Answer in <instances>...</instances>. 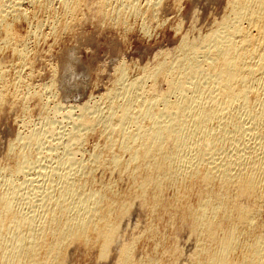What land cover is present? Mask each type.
I'll list each match as a JSON object with an SVG mask.
<instances>
[{"label":"bare ground","instance_id":"1","mask_svg":"<svg viewBox=\"0 0 264 264\" xmlns=\"http://www.w3.org/2000/svg\"><path fill=\"white\" fill-rule=\"evenodd\" d=\"M85 1L62 0L63 14L71 17L70 20L76 19ZM149 1L153 2L146 1L148 5L151 4V7H147L157 9L159 2ZM26 3H29V7L43 3L49 9L53 0H0V50L10 47L13 50L11 53L14 52L15 57L22 61V70L27 66L23 62L33 61H29L28 48L25 47V40L29 38L19 37L11 17L17 21L16 18L26 17V12L32 11L31 8L25 11ZM96 3L97 7L92 9L95 16L105 14L118 21L124 18L125 21L127 15L146 14L141 0H98ZM227 3V13L220 20L213 21L215 26L209 32L197 36L192 34L193 37L184 34L177 51L164 54L162 59L155 64L153 62L148 69L145 67L147 70L144 69L145 72L136 75V78L127 81L126 66L118 67V76L115 74L117 79L105 95L108 101L105 112L97 105L95 108L84 105L77 117H72L73 112L68 108L72 116L66 118H73L74 127L65 135L66 145L60 140L64 144L65 157L58 160L56 165H51L48 171L41 162L49 158L54 147H51V143V146L43 145L44 132L39 129L41 131L18 133L16 141L10 144L11 149H7L17 150L14 164L8 167L0 165V171L5 172L4 181L0 182V264H66L71 256L67 257V254L72 251L68 249L74 242L85 243L84 246L89 248L98 247L97 252L102 258L108 257L110 248L116 246L119 251L115 259L117 264H166V258L170 260L167 264H264V0H229ZM43 5L37 7L42 8ZM92 5L86 3L85 7ZM55 11L52 10L50 15ZM66 16L64 18L62 15L68 22ZM143 16L140 15V18ZM153 16L156 17V13ZM39 18L35 20L38 22ZM98 19L102 21V18ZM127 21L129 23V18ZM71 24L65 22L63 30L66 31ZM35 28L37 35L39 26ZM51 30L54 31V27L51 26ZM9 68L7 64H0L2 109L11 94L14 98L23 93L21 86L14 82L17 87L14 85L15 91L10 93L13 80H9ZM28 70L30 73L33 71ZM27 76L23 77L27 79ZM26 79L22 86L28 84ZM162 80L166 81L167 87L165 90L158 88V91L156 84ZM18 88L21 91L17 94ZM27 89L25 91H29ZM25 97L26 100L30 96ZM35 97L34 102L38 99L43 106L40 94H34ZM26 103L29 105V102ZM26 103L23 104L24 109H27ZM13 104L16 101L12 100ZM92 107L94 110H91ZM95 129L99 130L104 142L92 157L89 156L92 160L86 157L99 167H111L117 173L114 176L127 175V193L121 197L113 181L109 184L112 187L107 190L98 187L89 189L90 186L87 189L88 182L93 179L94 168L90 163L86 164L84 155L83 159L79 155L84 151L81 145L86 140V134ZM36 167L39 168L36 170L39 176L38 173L35 174L37 177L30 176V170ZM167 188L174 189L170 202L173 216L183 226H189L188 230L190 228L197 239L193 254L188 252L189 249L186 251L190 254L188 259L180 252L179 242L178 246L173 243L175 246L172 248L158 251L163 244V236L157 232L159 226H156L154 218L144 231H138L137 236L134 233L130 239L120 238V222L126 220L133 206L139 205L142 208L139 210H146L150 214L157 212L165 200ZM173 222L174 219L167 224L173 227ZM126 223H132V226L139 224ZM133 229L136 232L138 228ZM145 234L156 240V252L138 257L141 250L136 253V244Z\"/></svg>","mask_w":264,"mask_h":264},{"label":"rangeland","instance_id":"2","mask_svg":"<svg viewBox=\"0 0 264 264\" xmlns=\"http://www.w3.org/2000/svg\"><path fill=\"white\" fill-rule=\"evenodd\" d=\"M88 1H90V2H88ZM88 1L86 0L85 3L82 4L81 7L83 9L80 7L81 11L79 10V12H78L79 14L77 15L78 17L76 16L75 17L76 19H74V20H70V19H72L71 17L63 14V12H62L63 11L62 10L63 9L62 0H59V1L53 0L51 7L52 8L55 7V8H53V9L49 8L50 11H49V9L44 7L43 3H42V5H43L42 8H40L42 6L40 3H38V4L36 3L33 6L30 3L31 7H29L30 6L29 3H26L25 5L27 7L24 5L25 11H27V8H28V11L30 10V8L32 9V11L30 10L29 12H26L27 13L26 17L24 16L25 18L24 17H22V19L16 18L19 20V21H17L14 19V17H11L12 23L15 22V23H13L14 30L18 31L16 33L19 34V37L22 36L25 39L29 38V39L25 40V42H26L25 47H26V49L28 48V50H30V53L27 50V53L29 55L28 56L29 61L32 59H33V61H30L31 63L30 62L28 63V61L26 63L23 62V65L25 64L27 66H24L23 70H22V68H21L22 65H20V64H22L21 63L22 61H20L18 57H15L16 55L14 54V52L11 53V51H13V50L10 47H3L0 50V60H1L0 64H2V63L4 65L7 64V66L10 67L9 71L7 73L11 77H9L7 75L10 78V79L9 78L8 79L11 81L13 80L12 83L13 82L16 83L17 86L19 85L18 87L21 86L22 89L18 88L19 90L17 89V94L21 90L23 91V93L20 92L23 95V97L19 93L18 95L15 96L16 98L15 97L13 98L12 94H11V96L8 97L9 98L8 102L10 100H11V102L10 103L7 102V104L3 106V109L0 108V165L2 167H8L11 164H14L15 154L17 153V150L14 148L13 151H8L9 150L8 148L11 149L10 144L13 143L14 141H16V138L18 137L19 134H21V132L22 133L23 132L24 133H31V131L33 132L34 130L41 129L45 134L44 135L42 133L43 139H45V140H43V142L45 141L43 145L44 146L45 145L51 146V144H52L53 146H51V147H54L53 148L54 150L52 151L53 153H51V155H50L51 157L49 156V158H47L48 162H47V160H42V162H41L42 165L44 166V168L48 171L50 169L51 165H53V164L56 165V163L59 162L58 160H60L62 157H65L64 146H62L64 144H62V143H65V141L67 143V140H66L67 138L65 135H66V133H68L69 130H71V127L72 128L74 127L73 120H72L73 118H70V117H68L70 119L66 118L67 116H72V114L70 115V111L73 112L72 117H75L76 115H78L80 113V110L82 107H84V105L85 106L88 105L90 107L91 106L96 107V105H97V107L101 108L100 110L105 112L107 107H108L107 96L105 97V95L108 93V91L114 85L115 80L117 79L115 74L118 76L117 71L120 67L126 66L125 68L127 69V73H126L127 75H126L125 79L127 81L136 78L137 77L136 75L142 74L144 69L146 71L148 69V67H151L153 65V62L155 64L156 62L159 61L158 59H162L164 54H169V52L174 53L175 51H177L176 49H178V46L180 45V43L182 41L181 37L183 38L185 35H188V37H193V35L197 36L198 34H203V33L209 32L215 26V22H213V21H215L216 19H217V21L220 20V18H222L227 13L226 12V11H228V3L227 2H229V0H180V1H178V0H176V1L175 0H156V2L158 1L159 4L157 5V9L156 8L154 9V8H148V7H151L150 5L152 4L153 1L151 2L149 0H141V5L145 8L144 12L146 14L144 15V13H143L144 16L142 14H140V15L143 16L144 18L143 17L140 18V15L137 16V14H134V15L131 14V15H127L126 16L127 18L125 17L126 22L124 21V18L122 20L119 19V21H120L119 22L117 18L115 19L112 16H110L111 17L110 18L109 15L104 14V16H103V14H100V15L97 14L98 16L97 15L95 16L96 13L95 12L93 13V10L97 7L96 2L98 0H96V2H94V3H93V0H88ZM91 1H92V3H91ZM142 1H143V3H142ZM146 1L150 2L151 4L148 5L149 3L147 4ZM144 2H146V3H144ZM86 3L88 5L93 4L94 6L93 5L91 7L86 6L88 9V10H86L85 9ZM226 3H227V5H226ZM39 5H40V7H37ZM60 5H62V6H60ZM83 5H84V7H83ZM145 5H146V7H145ZM35 6L39 10L40 9H43V10H41L39 12V10ZM61 7H62V9H61ZM146 8H147V10H146ZM36 9H37V11H36ZM44 9H46V10H44ZM54 9L57 11H55ZM60 9H61L60 12L63 15V17L66 16V20L69 19V21L72 23L71 26L66 28L67 29L66 31H65V29L63 30V24L66 22L68 25H70V22L65 21V19H64L65 17L63 18L62 15L59 14ZM33 10H35L36 13L37 12H39V13L36 14ZM52 10L55 12L50 15ZM91 10H92V12H91ZM156 10H158V12H156ZM47 11H48V13H47ZM88 11L90 12L91 16L89 15ZM30 12L34 17V20H33V17H31ZM87 12H88V14H87ZM154 12L157 15L156 17L153 16V15H155ZM48 14L50 16H48ZM58 14H59V16H61V19H62L61 24L59 22L61 19L58 16ZM45 15H46V20H44ZM132 15H133V17L134 16L135 17L137 16V17L136 18L134 17V20H133ZM51 16H54V17H51ZM80 16H82L80 18L81 22L79 20ZM105 16H108L109 18L105 17ZM147 16L148 17L153 16V17H151L152 19H150ZM38 17H40L41 19L39 18L38 22H37L35 19H37ZM49 17L51 19H55V20H53L54 22ZM99 17L102 18V21H101V19H98ZM27 18H28V20H27ZM30 18H31V21L29 20ZM94 18H96V20ZM128 18H129V23L127 21ZM24 19H26V20H24ZM47 19H48V21H47ZM39 20H41L43 22V23L41 22L43 25L41 23H39L40 22ZM28 21H30L31 23ZM63 21H65V22H63ZM72 21L75 22L74 25H73ZM77 21H78V23H77ZM109 21H111L112 24L109 23ZM114 21H116L117 23ZM34 22H35V24H34ZM56 22H59V24ZM36 23H38V24L36 25ZM126 24L130 25L131 28H129L130 26L128 27V29L125 28V26L127 27ZM50 25L52 27H54V31L51 30ZM55 25H56V28L59 25L58 28L60 27L61 29L59 28V31H58L57 30L58 28L56 29ZM72 25H73V27H72ZM193 25H195V26H193ZM34 26L35 27L39 26V29H38L39 32L37 33V35L35 34L36 33L35 29H37V28H35ZM191 26H192V28H191ZM72 28H74V29H72ZM31 29H33L34 31ZM40 29H42V30L40 31ZM43 29H44V31H43ZM68 29H69V31H68ZM195 29L196 30L198 29V30L196 31ZM30 30H31V34H30ZM188 30H189V32H188ZM199 30H200V32H198ZM55 31H58V32L55 33ZM194 32L195 33L197 32V34H195ZM28 34H29V36L27 37ZM32 34H35L36 36L32 35ZM41 34H42V36H41ZM53 34H55V35H53ZM57 35H58V37H57ZM33 36H34V38H33ZM38 36H39V39H36V38H38ZM161 52H163V53L161 54ZM31 53H32V56H31ZM156 55H158V58ZM4 60H6V61H4ZM9 60H10V62H8ZM32 62H34V63H32ZM15 64L18 66H16ZM13 65H15V66H13ZM28 65H29V67L31 66V68H29ZM14 67L17 69H15ZM19 67H20V70L18 69ZM11 68H14L16 71L14 69H11ZM24 68H26V69H24ZM27 68L30 69V71H32V70L33 71L30 73ZM25 70H27V71H25ZM10 71H11V73H9ZM22 72L25 76L29 75V77L27 76V79H26V77H23L24 75L21 74ZM14 73L16 74L17 78L15 77ZM17 73H19V75ZM12 77H13V79H12ZM14 77H15V80H14ZM16 79H17V82H18V80L22 81V82L17 83ZM25 79H26L28 84L26 83L27 84V85L25 84L26 86H24V85L22 86L21 83L24 84ZM52 79H54V81ZM50 81H51V83H54L53 85L55 87H53V85L50 83ZM14 83L11 85L13 88L10 86V88H11L10 93H13V91H15V89H14L15 84ZM159 83H160V85H158ZM28 85H30V86L28 87ZM156 85H157V90H158V88H159V90H165L167 87L166 81H164V80H162L161 82L159 81ZM110 86H111V88H110ZM24 87H26V88H24ZM23 88H24V90H23ZM27 88H29V89H27ZM26 89L29 91H25ZM33 93L34 94H36V93L40 94L41 99H43L41 101L43 106L40 105L41 103L38 102L39 101L38 99H37V101L34 102V100H36V97L34 98ZM24 96H26V97L30 96L29 97L30 99L27 98L25 100ZM10 97H12L13 99ZM20 97L24 99V103L22 102L23 99H21ZM12 100H13V102L16 101V104H13L14 106L12 105ZM20 101L23 104H25L26 102H29V105L26 103V105L29 107L26 106L27 109H24L23 104H21ZM44 102L47 105L44 106ZM36 103L39 104V107H38V105H36ZM8 104H11L12 106L8 105ZM14 107H15V109H14ZM44 107H46L47 111L45 110ZM52 107L57 108V109L53 110L54 108H52ZM93 107L91 110H94ZM38 108L42 109L43 111L38 109ZM68 108L70 111H68ZM23 109L25 111L26 110H28V111H26V113H25V111ZM22 111H23V113H21ZM78 111H79V113H78ZM27 112H30V113H27ZM42 112L43 113L47 112V114L44 113V115H43ZM24 113H25V116L23 115ZM26 114L29 116H27ZM40 114H42V115H40ZM42 116H44V117H42ZM46 118H48V119H46ZM49 118H50V120H49ZM53 119H55V120H53ZM51 121H53L52 124H51ZM24 123H27V124H24ZM43 127L46 129L48 128V129L47 130L42 129ZM41 130H39V131H41ZM60 131H61V133H60ZM92 132H94V133H92ZM100 135L101 134L99 133V130L95 129L93 131H89L85 136L86 140L84 139V142L81 145V149H82V151L83 150L84 151H83V153H81V156L79 155V158L83 159V155H84L86 164L90 163L89 165L92 166V169L94 168L93 169V177H92L94 180L92 179L91 181L88 182V184H90V185L87 184V189L90 186L89 189H93V188L98 187V189L107 190L108 188L112 187L111 185L109 186V184H112V181H113V184H116V188H117V191L119 193L118 196L123 195L124 193L126 194L127 188H128L127 185H129V178L127 177V175L123 174L124 177L120 176L121 178L119 176H114L117 173H115V170H113L111 167L100 166L101 167L100 168L96 163L92 164L91 162H89L90 159L92 160V158H90V157H92L93 154H95L98 151V146L99 145L101 146L104 142V140L103 141L101 140V139H104L103 136L101 135V137H100ZM56 136H59V137H56ZM58 138H60V139H58ZM64 138H66V139H64ZM60 140L62 143L60 142ZM53 141L55 142V144ZM66 143H65V145H66ZM82 146H83V148H82ZM12 147H13V144H12ZM71 147H73V146H71ZM5 151H6V153H5ZM11 152H13V153H11ZM8 153L9 154L11 153V154L9 155ZM3 155H4V157H3ZM86 155H87V157L90 156L89 157L90 159L87 158ZM11 156H12V158H10ZM55 158H57V159H55ZM86 159H88V160H86ZM5 160H9L11 163L8 161L10 163V164H8V162H6ZM3 162L5 165H3ZM6 163H7V165H6ZM38 169H39L38 167L31 169L29 172L30 176L31 175L34 177L39 176V173L37 172ZM113 171H114V173H113ZM98 172H99V174H98ZM36 173H38L37 176H35ZM107 173H110V175L107 176L106 175ZM4 174H5L4 171H0V182L1 183L4 181ZM104 175L107 177H105ZM97 178H99V179H97ZM111 178H112V180H111ZM107 180H108V182H107ZM123 180H124V182H123ZM125 181H126V183H125ZM173 195H174V189L170 188V190H169V188H167L165 190V196H164L165 200L163 198L164 202H162L161 208L153 214L152 213L150 214L149 212H147L144 209L143 210L145 213L143 211L139 210V208H140L139 205H137V207H136V205L133 206V209H132L133 211L130 209L131 213H130V211L128 212L130 216L127 214V218H125L126 220L123 221L124 224L120 222L121 225H120V233L119 234L122 235V236H120V238L122 239L123 237H126L127 239H130L133 237L131 235H134V233L136 234L134 236H137L140 232L144 231L146 226L150 223L151 219L154 218V221L156 222V226L157 225L159 226V227L157 226L159 229L156 228L157 232L159 233V235L161 237L163 236V240L161 242V244L162 243L163 244H162V246L160 245V249L158 251L170 249L176 243H177L176 245L178 246V242H179V244L182 246L181 247L179 245V248H181L180 252L182 253V255L184 254L183 255L184 257L186 256V258L188 259V257H190L189 255L193 254V252L195 251V248L197 245V241H196L197 239L192 234L190 228H189L190 231L188 230L189 226H187V225H186L187 227L183 226L184 224L181 223L179 220L175 219V217L173 216V211H172L171 206H170V202L173 198ZM192 201H194V200H192ZM134 207H136V208H134ZM135 209H137V210H135ZM140 209H142V208H140ZM134 211H137V212H134ZM170 211H171V214H170ZM161 215H162V217H161ZM142 216L144 217V219L142 218ZM150 216H151V218H150ZM168 216L170 217V219ZM135 219H137V220H135ZM172 219H174L173 223L175 224V226H173V227H171V225L167 224V223H169V220H172ZM127 220H129L130 222H133L134 225H135V222H139V224H138V226L135 225L136 226L135 227V226H132V223H131V225H129L130 223H126V222H129ZM157 222H158V224H157ZM164 222H166V223H164ZM159 223H160V225H159ZM181 224H182V227H181ZM133 228H138V229H135L136 230V232H135ZM181 228H183V229L181 230ZM129 229H130V231L132 229L133 232L131 231L132 232L131 233L129 231ZM124 230H125V233H124ZM176 230H181V231L178 232ZM121 231H122V234H121ZM138 231H139V233H138ZM174 233H175V235H174ZM123 234H125L126 236H124ZM170 235H171V237H170ZM178 235H179V237H178ZM192 235L194 236V238ZM194 239H195V241H194ZM74 243L75 244L77 243V244L75 245ZM74 243L70 244V247L68 249L69 251H71V250L72 251L68 252L69 254H67V257L70 254H71V256L68 257L69 260L66 258V261L68 260V262L66 264H97V263L98 264H117V261H115V259H116V257L118 258V252L119 251H118V248L116 246H112V248H110L111 251L109 250L108 257L102 258L101 257L102 255L100 254V252H97V250H99L98 247H94V248L92 247L93 248L92 249L91 247L90 248L87 246L85 247L84 246V245H86L85 243H82V242H80V243L74 242ZM155 243H156V240L154 239V237H151L150 235H146V234L143 235V237H141L137 241L136 248H138V249L136 250V248H135V250L137 251V252L135 251L136 253H138L141 250L140 254L139 255L135 254V255H137L138 257H144L146 255L148 256V255L154 254V252H156V250H155L156 244ZM193 245H195V246L193 247ZM81 246H82V248H81ZM78 247H80V248H78ZM182 248H184L186 250H183ZM192 248H193V250H192ZM86 249L88 250V252ZM188 249H189V251H188ZM93 250L95 253L91 252ZM147 250H149V251H147ZM182 251L183 252L185 251V253H183ZM186 251L190 252V254H187L188 252H186ZM184 257H183V259H184ZM167 261L169 262L170 260L167 258L164 259V262H167Z\"/></svg>","mask_w":264,"mask_h":264}]
</instances>
